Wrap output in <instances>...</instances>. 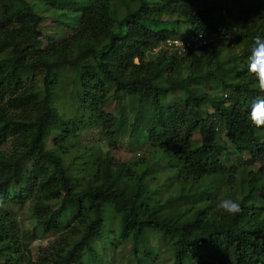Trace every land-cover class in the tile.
I'll list each match as a JSON object with an SVG mask.
<instances>
[{"label":"trees","instance_id":"16d2710c","mask_svg":"<svg viewBox=\"0 0 264 264\" xmlns=\"http://www.w3.org/2000/svg\"><path fill=\"white\" fill-rule=\"evenodd\" d=\"M191 36L212 40L173 42ZM256 36L264 0H0V264H111L127 241L135 264H264V126L245 107L264 94L246 68ZM89 128L149 159L92 151L77 141ZM221 197L240 211L217 212Z\"/></svg>","mask_w":264,"mask_h":264},{"label":"rangeland","instance_id":"374dc122","mask_svg":"<svg viewBox=\"0 0 264 264\" xmlns=\"http://www.w3.org/2000/svg\"><path fill=\"white\" fill-rule=\"evenodd\" d=\"M57 13H58L57 11L53 12V10L43 11V15L48 17L46 19V22L49 24L56 23V22H53L54 21L53 19L56 17ZM186 28L187 27L185 26L181 27L180 30L181 32H183L182 34H184V32L186 31ZM59 67H60L59 74L57 75L58 79H60L63 82H67V83L71 82L74 76V73L71 67H69L68 65H60ZM174 98L175 96L173 94H170L166 96L165 98H163V103L166 104V103L172 102ZM127 100H128L129 111L133 113L136 110V103L134 101L135 99L130 97V98H127ZM105 110L107 111V108H105ZM201 111L204 115H206V114H211L212 110L210 109L208 105L203 104ZM111 115L114 118L117 117L118 107L111 111ZM102 139L103 138H102V134L100 133V130L96 128H89L87 131L84 132V134L81 137L78 138L77 141H79L80 144L85 145L86 147H88L92 151L97 152L100 155L106 152H111L114 158L126 161L128 163L142 156L146 157L145 158L146 160L149 159V156L145 149L129 148L126 136L121 137V139L118 142L113 143L112 148L108 147ZM235 156L236 155L231 154L228 157V160L233 161L235 159ZM240 157L241 159H244L246 155L241 154ZM225 159L227 162V158ZM127 183H125L124 181H121L118 188L127 193H132L134 191L135 184L131 182H129L128 184ZM62 197H63V191L59 189L53 191V193L51 194V198L53 199V201H56V200L59 201L60 199H62ZM16 210H17V220H18L21 230L24 233L31 232L34 229V225H35L34 214L31 211V209L28 208L27 206H24L21 209L16 208ZM51 239L53 238L50 235L43 236V238L41 236V238H36L30 244L29 249L31 250L33 259H36L38 256L39 247L45 246ZM92 244L97 249H100V246L102 245V243L97 244L96 242H93ZM103 244H108V242H104ZM150 245H153V247L157 245L161 246V250L159 252V260L165 259L167 256L169 257V250L167 249L166 245H163L162 243L158 244L157 240L155 239L150 242ZM111 264H135L132 251H131L130 242L127 241L117 248V250L114 252V261Z\"/></svg>","mask_w":264,"mask_h":264},{"label":"clouds","instance_id":"9594fccd","mask_svg":"<svg viewBox=\"0 0 264 264\" xmlns=\"http://www.w3.org/2000/svg\"><path fill=\"white\" fill-rule=\"evenodd\" d=\"M179 43L182 46L180 40ZM246 68L249 73L255 74L254 78L264 93V38L261 36H256L253 40ZM245 107L248 120L256 127L264 126V94L251 97ZM215 208L221 214L234 215L240 211V203L232 197H221L217 199Z\"/></svg>","mask_w":264,"mask_h":264},{"label":"built area","instance_id":"2783aa9c","mask_svg":"<svg viewBox=\"0 0 264 264\" xmlns=\"http://www.w3.org/2000/svg\"><path fill=\"white\" fill-rule=\"evenodd\" d=\"M208 41H211L212 39H199L194 37V36H191L189 37V39L185 40V41H181V44L182 46L180 45L179 41L177 40H173L174 44L177 45V46H180V47H187L188 45H193L194 44H205L206 42Z\"/></svg>","mask_w":264,"mask_h":264}]
</instances>
